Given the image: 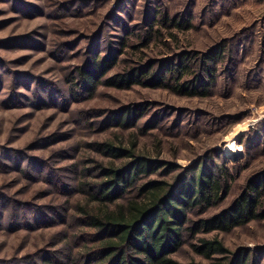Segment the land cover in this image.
<instances>
[{"label":"rangeland","instance_id":"374dc122","mask_svg":"<svg viewBox=\"0 0 264 264\" xmlns=\"http://www.w3.org/2000/svg\"><path fill=\"white\" fill-rule=\"evenodd\" d=\"M162 15L190 18L194 28L179 31L169 25L143 48L151 30L161 28ZM263 23L264 0H0V212L4 219L14 208L31 217L23 211L27 205L49 204L52 184L59 179L78 184L85 171L95 175L96 163L110 161L92 147L104 141L125 147L135 143L136 154L176 165L166 179L202 162L227 166L233 175L231 190L204 217L228 207L247 181L264 170V120L246 129L255 112L264 110ZM244 33L247 49L242 54L236 43ZM225 40H232V54L219 66L208 95L104 85L92 97L75 94L72 80L77 68L111 54L119 64L110 76L141 60L161 71L188 55L193 64L185 79L191 80L199 71L195 56ZM128 108L139 110L143 117L136 126L123 128L114 112ZM230 142L241 148L240 153L225 151ZM8 219L5 223L0 218V264L37 254L30 261L42 264L40 258L46 253L41 251L60 247L54 234L65 225L18 230L8 226ZM205 237L219 238L234 255L247 254L249 264H264V221ZM192 243L187 238L174 258L218 264L219 260L197 255Z\"/></svg>","mask_w":264,"mask_h":264},{"label":"trees","instance_id":"16d2710c","mask_svg":"<svg viewBox=\"0 0 264 264\" xmlns=\"http://www.w3.org/2000/svg\"><path fill=\"white\" fill-rule=\"evenodd\" d=\"M178 18L162 15L158 20L161 30H151L149 40L142 47L169 25L179 31L194 28L190 18L186 21ZM245 35L242 34L238 42L234 39L242 54L247 49ZM229 42L232 40L197 54L199 71L191 80L185 79L193 64L188 55L182 56L176 66H167L161 71L141 60L136 61L135 67L111 76L119 59L113 54L107 55L77 68L72 80L77 88L75 94L92 97L99 86L104 85L119 90L142 86L184 95H208L219 66L229 53L232 54ZM114 115L123 128L136 126L143 117V113L132 108L114 112ZM93 145L94 151L110 160L107 164L96 163L95 175L85 171L78 184L64 183L60 179L52 182L54 189L49 204L27 205L23 210L31 217H23L15 208L9 219H4L0 212V218L5 223L8 219V226L18 227V230L34 225L40 229L65 225L54 234L60 247L41 251L46 253L40 258L42 264H203L184 263L174 258L186 245L187 238L193 240V251L205 260H219L218 264H249L247 254L234 255L219 238L205 236L228 234L252 222L264 221V170L247 181L228 207L204 217L218 207L231 190L233 175L227 166L202 162L166 179L176 165L136 154L135 143L130 147L112 141ZM72 169L76 175L75 166ZM159 175L164 179L155 177ZM74 196H79L76 201L72 199ZM36 256L38 254L28 255L17 263L7 261L4 264H33L30 260Z\"/></svg>","mask_w":264,"mask_h":264},{"label":"built area","instance_id":"2783aa9c","mask_svg":"<svg viewBox=\"0 0 264 264\" xmlns=\"http://www.w3.org/2000/svg\"><path fill=\"white\" fill-rule=\"evenodd\" d=\"M255 115H256V117L250 123H248V125L246 126L247 131H249L251 128H254V126L258 122L264 120V110H260L259 112L256 111Z\"/></svg>","mask_w":264,"mask_h":264},{"label":"bare ground","instance_id":"6f19581e","mask_svg":"<svg viewBox=\"0 0 264 264\" xmlns=\"http://www.w3.org/2000/svg\"><path fill=\"white\" fill-rule=\"evenodd\" d=\"M245 129V128H244ZM225 151L227 153H230L231 155H235V154H238L240 153L241 151V148L239 146H237L236 144H234L233 142H230L226 148H225Z\"/></svg>","mask_w":264,"mask_h":264},{"label":"crops","instance_id":"0c3cea01","mask_svg":"<svg viewBox=\"0 0 264 264\" xmlns=\"http://www.w3.org/2000/svg\"><path fill=\"white\" fill-rule=\"evenodd\" d=\"M261 27H262V30L264 29V23L261 25Z\"/></svg>","mask_w":264,"mask_h":264}]
</instances>
